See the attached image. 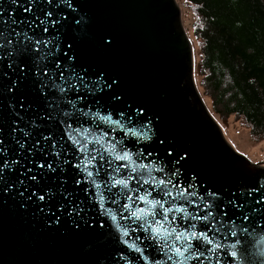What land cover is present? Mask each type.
Returning <instances> with one entry per match:
<instances>
[{"label": "snow or ice", "instance_id": "obj_1", "mask_svg": "<svg viewBox=\"0 0 264 264\" xmlns=\"http://www.w3.org/2000/svg\"><path fill=\"white\" fill-rule=\"evenodd\" d=\"M77 11L76 0H0V201L76 228L99 218L108 231L93 264H264V183L203 188L183 177L184 157L150 148L142 107L102 114L116 81L66 50Z\"/></svg>", "mask_w": 264, "mask_h": 264}, {"label": "water", "instance_id": "obj_2", "mask_svg": "<svg viewBox=\"0 0 264 264\" xmlns=\"http://www.w3.org/2000/svg\"><path fill=\"white\" fill-rule=\"evenodd\" d=\"M174 2L76 0L73 15L81 24L67 34L72 48L66 50L93 76L103 73L108 82L116 81L99 97L102 114L119 118L129 106L144 109V118L151 120L150 148L162 157L171 149L170 161L184 157L177 165L183 177L195 175L203 188L225 195L264 183V161L252 165L234 153L202 104L192 79V49ZM18 201H0V264H93L107 238L101 233L108 231L107 225L98 227L99 218L91 228L83 223L76 228L62 213L57 224L35 205L22 208ZM107 253L116 254L111 247Z\"/></svg>", "mask_w": 264, "mask_h": 264}, {"label": "trees", "instance_id": "obj_3", "mask_svg": "<svg viewBox=\"0 0 264 264\" xmlns=\"http://www.w3.org/2000/svg\"><path fill=\"white\" fill-rule=\"evenodd\" d=\"M193 13L200 91L213 116L264 142V0H182Z\"/></svg>", "mask_w": 264, "mask_h": 264}, {"label": "rangeland", "instance_id": "obj_4", "mask_svg": "<svg viewBox=\"0 0 264 264\" xmlns=\"http://www.w3.org/2000/svg\"><path fill=\"white\" fill-rule=\"evenodd\" d=\"M174 4L176 3L179 8H181V22H182V29L187 36V38L192 42V54L197 55L198 59V48L194 41H192V25H193V16L190 9L186 8L182 3V0H174ZM188 40V41H189ZM194 83L196 86V91L198 92L202 104H204L205 108L210 111V104L207 98H205L200 91L199 87V79L198 76H194ZM211 113V112H210ZM215 123L217 124L218 128H220L223 136L224 141L228 143L231 148L234 150V153L245 156L251 163L256 164L258 162L264 161V142L254 144L249 139V129L246 126L240 124L237 119L234 117L228 118L225 121H221L218 118H213Z\"/></svg>", "mask_w": 264, "mask_h": 264}]
</instances>
